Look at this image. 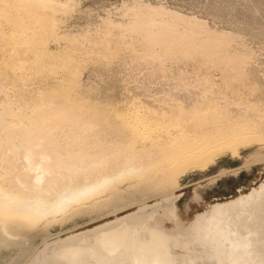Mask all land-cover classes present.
I'll list each match as a JSON object with an SVG mask.
<instances>
[{"label": "rangeland", "instance_id": "obj_1", "mask_svg": "<svg viewBox=\"0 0 264 264\" xmlns=\"http://www.w3.org/2000/svg\"><path fill=\"white\" fill-rule=\"evenodd\" d=\"M237 119L253 121L263 138L188 168L163 203L160 194L143 195V184L169 172L168 162L116 185L135 199L120 208L104 204L108 191L33 227L0 210L8 237L0 240V264H38L70 237L78 241L136 211L185 239L199 213L264 180V0H0L4 192L36 190L40 165L48 179L40 187L54 188L71 177L72 156L82 177L109 172L125 151L138 165L154 164L173 145Z\"/></svg>", "mask_w": 264, "mask_h": 264}, {"label": "bare ground", "instance_id": "obj_2", "mask_svg": "<svg viewBox=\"0 0 264 264\" xmlns=\"http://www.w3.org/2000/svg\"><path fill=\"white\" fill-rule=\"evenodd\" d=\"M244 120L228 129H215L195 134L184 142L173 145L160 159L154 160V164L144 161L145 163L138 165L135 163V154L125 151L126 155L125 153L124 157L120 155L118 162L107 164L109 172L99 170V173L93 177L88 174L87 177L79 176L78 172L83 167L78 166L77 157L72 156L68 167L64 166V163L62 165L67 167L73 175L71 174L70 178L62 176L54 182L55 187L47 191H43L40 187L42 182L48 181L44 166H39L40 161H44L42 158L40 163H37L38 174L34 178L38 188L35 187L36 190L30 188L18 196L0 189V210L6 215L22 217V220L25 219L28 222V226L33 227L41 221L49 219L52 221L60 215L66 216L75 204L100 198L108 191L111 193L108 194L104 204L108 205L107 207L120 208V205L127 203L130 199L135 202V199L123 198L120 188L113 190L116 185L146 174L152 166L168 162V165H171L169 172L153 182L143 184L146 189L143 195L160 194L163 199L159 203H163L167 200L168 192L178 186L181 175L188 168L206 167V164L219 153L232 151V154L233 152L236 154L240 145L250 144L254 140L263 138V135L254 130L253 121ZM45 160H48L46 161L48 163L50 158ZM98 162L100 163V160L92 161L88 165L89 169ZM48 167L45 168L48 169ZM101 205V201H94V206ZM151 218H154V214L147 218V215L140 211L117 217L116 220L108 221L105 225L93 230L95 234L84 235L78 238V241L75 239V242L70 237L63 246L42 258L38 264H194L199 258L203 259V264H264V180L251 191L226 201L216 202L207 211L199 213L192 224L189 237L185 239L168 235L159 224L149 222ZM8 228L9 225H7V231ZM2 239L8 241V237L0 233V240ZM174 247L183 248L186 252L178 253L173 250Z\"/></svg>", "mask_w": 264, "mask_h": 264}]
</instances>
